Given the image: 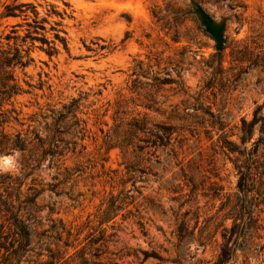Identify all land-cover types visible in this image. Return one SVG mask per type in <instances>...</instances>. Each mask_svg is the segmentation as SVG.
<instances>
[{
	"label": "rangeland",
	"instance_id": "374dc122",
	"mask_svg": "<svg viewBox=\"0 0 264 264\" xmlns=\"http://www.w3.org/2000/svg\"><path fill=\"white\" fill-rule=\"evenodd\" d=\"M4 1L0 35L18 21L2 16ZM29 1L42 13L48 2H68V45L58 42L51 58L35 49L28 76L16 71L25 92L15 100L24 124L15 127L44 134L49 110L74 99L83 127L64 118L61 137L70 150L22 180L23 190L40 191L42 260L59 248L63 264L78 263L81 249L97 253L98 264H212L242 201L264 227V144L244 200L236 168L244 159L241 119L250 120L257 106L264 115V0H198L215 20L228 16L220 51L188 0ZM132 119L146 123L130 138ZM163 127L169 133L161 138ZM1 154L8 160L0 170L20 174V152ZM181 222L186 243L178 239ZM257 232L252 239L264 245V229ZM245 262L264 264V248L246 261L237 250L229 264Z\"/></svg>",
	"mask_w": 264,
	"mask_h": 264
},
{
	"label": "trees",
	"instance_id": "16d2710c",
	"mask_svg": "<svg viewBox=\"0 0 264 264\" xmlns=\"http://www.w3.org/2000/svg\"><path fill=\"white\" fill-rule=\"evenodd\" d=\"M62 2L64 6L61 8L54 3H46L43 13L36 3L29 0H10L2 4V16L17 18L18 21L12 23L9 30L0 35V152L18 150L21 171L18 174L0 170V264H63L61 259L66 253V250L49 248L47 258L41 259L45 233L38 230L35 216L38 210L36 198L40 191L32 186L23 190L22 180L33 170L38 169L42 161L47 158L49 161L59 160L70 150L67 142L61 137L64 130L60 128V123L69 116V126L82 131L81 121L75 112L78 99L62 104L59 110H49L52 121L44 123V134L34 127L27 128L24 132L15 127L16 124L21 126L24 124L15 100L19 94L25 92L16 71L20 69L28 76L24 70L34 62L32 51L35 49L43 51L49 58L58 53V42L67 49L68 41L63 21L66 17H71V14L68 2ZM25 82L29 86L32 85L27 80ZM44 85L45 80L40 79L38 88L42 89ZM259 111L260 107L257 106L253 117L250 120L242 118L239 126L240 142L243 145L239 153L244 159L236 164V168L237 189L242 200L250 192L252 167L262 166L257 152L259 146L264 144V115L258 114ZM45 117L46 114L42 113V118ZM258 121H261L262 130H259L261 134L252 140L249 148H246L245 143L251 141ZM145 123L144 119H132L128 122L125 134L131 138L137 130L145 128ZM163 130L164 135H160L161 138L167 137L169 133L168 128L163 127ZM229 150L235 149L231 147ZM251 209L245 207L242 201V205L230 214L232 223L228 228H223L220 251L212 264H229L236 256L237 250L244 256L245 261L249 257L260 256L264 245L254 242L252 237L254 235L261 237L257 231L264 227L258 223V217L252 216ZM186 232L187 227L181 222L178 228L180 242H189L185 237ZM92 241L95 242L97 239ZM65 245L70 246L68 243ZM78 255L80 261L74 264H98L95 252L86 256L81 249ZM71 263L70 261L67 264Z\"/></svg>",
	"mask_w": 264,
	"mask_h": 264
},
{
	"label": "water",
	"instance_id": "95a60500",
	"mask_svg": "<svg viewBox=\"0 0 264 264\" xmlns=\"http://www.w3.org/2000/svg\"><path fill=\"white\" fill-rule=\"evenodd\" d=\"M191 13L196 17L201 27L214 41V49L220 51L226 42L225 28L228 16H221L215 20L200 4L198 0H188ZM8 160V155H0V167Z\"/></svg>",
	"mask_w": 264,
	"mask_h": 264
}]
</instances>
